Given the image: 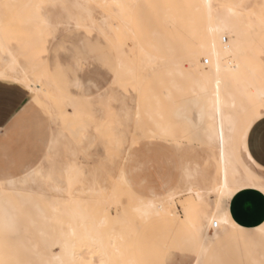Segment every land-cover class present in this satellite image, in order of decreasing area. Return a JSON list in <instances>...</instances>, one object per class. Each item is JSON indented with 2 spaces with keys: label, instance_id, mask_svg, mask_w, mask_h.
<instances>
[{
  "label": "bare ground",
  "instance_id": "6f19581e",
  "mask_svg": "<svg viewBox=\"0 0 264 264\" xmlns=\"http://www.w3.org/2000/svg\"><path fill=\"white\" fill-rule=\"evenodd\" d=\"M137 1L51 0L46 3L44 0H12L10 6L0 0V73L8 77L0 81L16 82L37 97L41 93L52 96L51 77L41 72L40 51L32 50L44 48L43 29L55 25L57 15L75 28L132 38L138 52L134 58L125 50L126 41L116 44L118 79L135 83L151 64L160 62L181 67L186 61L208 89L210 99L206 123L197 135L172 141V150L161 144L162 140L170 141L165 139L166 135L150 128L147 133L160 143L151 141L140 145L134 140L120 151V143L126 141L121 139L122 135L127 131L118 130L110 137L115 147L114 163L105 181L99 179L97 169L83 173L81 168L70 164L59 169L54 166L46 177L42 176L40 167H32L22 176L0 179V233L3 237L17 230L18 208L14 198L19 199L22 206L30 204L33 207L31 223L56 222L61 228L59 233L51 235V241H48L50 233L47 230L40 231L46 244L48 241L46 249H38L36 243L30 246L19 243L24 252L20 258L12 256L14 253L8 256L12 264H32L24 254L27 252L33 254L36 264H139L135 256L127 255L126 244L132 238V215L143 222L160 218L168 225L189 226L198 244L193 264L214 262L213 251L225 243L232 244L241 257L250 258L251 248H264V223L255 229H246L233 220L230 210L231 201L239 193L247 190L264 193L261 190L264 182L253 177L237 156L234 131L240 125L242 114L258 106L264 94V0H198L205 13V33L184 60L158 57L137 39L130 19L125 17ZM93 5L103 7L100 18L95 17ZM5 11L10 12L19 26H15L16 30L9 31L3 26ZM24 33L28 36L24 37ZM137 60L141 63L136 64ZM67 98L73 101L72 95ZM96 98L105 100L102 116L90 117L100 129L111 124L107 120L111 113L107 100L123 101L115 90L98 94ZM119 110L129 116L124 106ZM78 113L74 109L67 115L72 118ZM197 138L207 147L206 161L215 164L213 173H207L204 162L196 158L191 145L184 144ZM57 143V138L54 142L51 139V150ZM53 154L50 162L55 161V151ZM170 162L178 172L175 181L167 177L166 169L162 168V164ZM149 163L156 165L158 186L148 184V176L136 179L138 172ZM33 169L36 174H29ZM62 176L66 177L65 185L59 181ZM225 186L231 195L226 194ZM120 187L126 188L130 200L128 207L118 210L122 207ZM38 199L46 201V211L37 203ZM177 204L181 205L182 213ZM215 223L217 228L213 230ZM1 244L6 243L0 241V248ZM2 253L0 251V259L6 262L8 257L2 258Z\"/></svg>",
  "mask_w": 264,
  "mask_h": 264
},
{
  "label": "rangeland",
  "instance_id": "374dc122",
  "mask_svg": "<svg viewBox=\"0 0 264 264\" xmlns=\"http://www.w3.org/2000/svg\"><path fill=\"white\" fill-rule=\"evenodd\" d=\"M44 1L49 3L51 0ZM4 2L10 6L13 4L12 0H4ZM57 9L60 11V6ZM93 9L95 17L100 18L104 12L103 7L93 5ZM9 13L5 11L3 15V19H5L3 26L7 27L9 31H14L16 30L15 26H19L14 23L12 15ZM125 17L130 19L137 39L145 45L147 50L158 57H165L164 59L184 60V57L195 48L205 33V13L198 0H138L132 11L125 13ZM54 23L61 26L55 30L52 28L43 29L44 48H33L32 50V52L40 51L41 72L51 77L52 84L49 89L54 90V93L52 96L44 93H41L39 97L31 95L32 110L29 115L32 119L33 113L43 112L47 109L57 116L52 127L56 130L55 138L58 139V143L51 151L46 146L44 161L40 167L43 177H46L54 166L59 169L70 164L81 168L83 173L97 169L99 179L105 181L108 179V171L114 163L112 154L115 147L114 143L110 142V137L118 130L127 131L122 135L121 139L124 138L126 141L120 143L118 147L120 151L134 140L138 141L140 145L151 141L156 144L160 143L157 139L149 136L147 130L150 128V130L165 134V139L170 141L162 140L161 144L171 148L172 141L197 135L200 128L206 123L210 107L209 91L198 76L189 69L186 61L181 67H173L160 62L151 64L149 68L142 71L138 82H124L116 76L118 51L116 44L120 40L126 41L125 50L129 56L134 58L138 52L134 48L132 38L117 36L114 33L109 35L101 33V35L97 30L75 28L73 25H70L69 29L66 27L68 26L66 20H61L57 15ZM23 36L27 37L28 35L24 33ZM68 44L82 49L81 55L85 58L107 65L106 75L109 77V82L114 85L110 91L115 90L122 98L123 102L107 100L111 111L107 120L111 124L104 128L99 129L96 122L90 119V117L99 118L102 116L105 100L97 99L96 95L104 93L86 87L77 89L73 86L72 77L58 70V66L63 68L69 63L66 53L61 51L62 46ZM139 63L141 61L137 60L136 64ZM38 72L40 73V71ZM67 95H72L73 101L68 100ZM123 106L128 110V117L119 110ZM74 109H77L79 113L71 118L67 113L74 112ZM247 113L248 111L242 114L240 125L245 121ZM60 115L62 118L59 117ZM48 119L51 120V117L49 116ZM259 119L261 118L258 116L249 125L247 136L251 127ZM51 139V135H49V144ZM193 141L184 144H190L196 158L204 162L206 172L213 173L215 164L213 161H206L207 147L205 143L198 138ZM244 144H247V138ZM245 147L248 148V146ZM53 151L56 153L55 161L50 162L49 158L54 155ZM162 165V168L166 169V164ZM36 167L39 168L38 165ZM252 169L256 173L264 174L262 171L264 168L260 165L257 166V169ZM59 181L65 185L66 177L62 176ZM119 189L121 190L122 207L118 210H121L128 207L130 197L126 188L120 187ZM14 200L18 208L15 224L17 230L15 234L7 238L0 233V241L6 243L3 246L1 244L2 258L11 256L13 253L12 256L20 258L24 252L19 247V243L21 245L22 242L27 246L36 243L38 249H46L48 241H51V235H56L61 230L56 222L51 224L31 223L29 218L33 215V207L30 204L22 206L17 198ZM37 203L42 209L47 210L44 199H38ZM177 206L178 211L182 213L181 205L177 204ZM115 211L117 212V209ZM130 221L132 238L126 244L127 255L135 256L139 264H155L159 254L163 252H169L170 259L175 261V264H192L194 261L198 244L195 232L189 226L168 225L160 218L143 222L135 215L130 217ZM46 230L50 233L47 244L43 235L40 234V231ZM210 232L213 230L211 229ZM217 249L212 253L216 261L208 260L206 264H264V248L261 246L254 250L250 249V258L241 257L230 243L219 245ZM24 254L29 262L36 264L32 253ZM5 264H12L9 257Z\"/></svg>",
  "mask_w": 264,
  "mask_h": 264
},
{
  "label": "crops",
  "instance_id": "0c3cea01",
  "mask_svg": "<svg viewBox=\"0 0 264 264\" xmlns=\"http://www.w3.org/2000/svg\"><path fill=\"white\" fill-rule=\"evenodd\" d=\"M0 95L5 100L3 109L0 110V179H5L7 177L22 176L31 167L37 165L41 167V161H44L46 153V146L42 147L38 156L29 153L27 163L24 165H12L4 160V157H8L9 160L12 159L18 147L12 128L13 118L25 105L31 102L32 98L29 90L24 86L9 81H0ZM12 100L16 101L14 110L9 103ZM23 119L30 121L29 112L24 113ZM245 146H248V148ZM235 149L241 164L248 172L259 181L264 182V174L256 173L252 169H257L258 165L264 168V121L259 119L251 127L247 136V144L241 145L235 135ZM165 166L167 177H172L174 181L177 180L178 172L174 163L170 162ZM156 171V165L149 163L146 168L138 172L136 179L148 176L147 183L158 186L160 182L157 180ZM230 210L232 218L237 224L246 229H255L264 223V193L257 190L243 191L231 201Z\"/></svg>",
  "mask_w": 264,
  "mask_h": 264
},
{
  "label": "snow or ice",
  "instance_id": "6c2138e0",
  "mask_svg": "<svg viewBox=\"0 0 264 264\" xmlns=\"http://www.w3.org/2000/svg\"><path fill=\"white\" fill-rule=\"evenodd\" d=\"M35 7L42 8L43 5H35ZM60 26V24L50 25L53 30ZM66 27L70 29V25ZM61 51L66 53L69 58V63L63 68L58 66V70L72 77L74 87L77 89L86 87L105 94L114 87V85L109 82V77L106 75L108 71L107 65L85 58L81 55L82 49L73 44L62 46ZM7 78L5 73H0V80H5ZM9 103L14 110L16 101L12 100L9 101ZM4 104L5 100L3 96L0 95V110L3 109ZM31 110L32 102H29V104L25 105L13 118L12 128L18 147L12 159L9 160L8 157H4V160L12 165L21 166L26 164L29 153L38 156L43 146H47L49 151H51V145L48 142L49 135H51L52 141H55L56 130L52 127V124L57 120L56 114L45 109L43 112L33 113L30 121L24 120V113L30 112ZM49 116L51 120L48 119ZM258 116L264 121V94L260 97L259 105L251 107L248 110L245 121L234 130L237 140L241 145L244 144L247 138L249 125L255 121ZM41 163H43V161H41ZM29 174L35 175V169ZM261 190L264 191V184L261 185ZM225 191L227 195H231V191H227V186H225ZM177 251H179V249H177ZM0 264H5V261L0 259ZM155 264H175V261L170 259L169 252H163L159 254V258L155 261ZM197 264H201V262L197 261Z\"/></svg>",
  "mask_w": 264,
  "mask_h": 264
},
{
  "label": "built area",
  "instance_id": "2783aa9c",
  "mask_svg": "<svg viewBox=\"0 0 264 264\" xmlns=\"http://www.w3.org/2000/svg\"><path fill=\"white\" fill-rule=\"evenodd\" d=\"M205 64L207 65L208 64V62L207 61H205ZM217 228V224L215 223V225L213 226V230L214 229H216Z\"/></svg>",
  "mask_w": 264,
  "mask_h": 264
}]
</instances>
